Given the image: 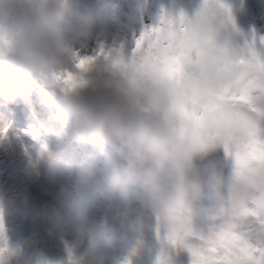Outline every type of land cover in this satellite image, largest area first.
Wrapping results in <instances>:
<instances>
[{
	"label": "clouds",
	"instance_id": "9594fccd",
	"mask_svg": "<svg viewBox=\"0 0 264 264\" xmlns=\"http://www.w3.org/2000/svg\"><path fill=\"white\" fill-rule=\"evenodd\" d=\"M11 7L23 12L22 30L11 38L0 33V98L28 101L37 83L51 85L56 111L48 118V131L106 150L107 163L93 174L98 185L124 196L139 189L144 206L180 240L191 231L194 205L205 187L218 199L227 191L233 225L248 215L246 178L232 183L213 166L200 172L195 165L202 151L224 147L219 129L237 122L224 91V64L238 48L237 34L222 7L210 0L199 13L184 17L187 42L179 70L200 85L201 101L209 109L208 121L195 135L182 120L187 97L165 67L83 51L100 23L95 13L79 10L72 0H15ZM10 15L5 13V22ZM69 73H83L87 83L67 87L63 77ZM232 91L239 88L234 85ZM253 103L264 113V95ZM6 128L0 117V131ZM258 186H264V177ZM70 222L60 209L52 210V231L63 232Z\"/></svg>",
	"mask_w": 264,
	"mask_h": 264
},
{
	"label": "rangeland",
	"instance_id": "374dc122",
	"mask_svg": "<svg viewBox=\"0 0 264 264\" xmlns=\"http://www.w3.org/2000/svg\"><path fill=\"white\" fill-rule=\"evenodd\" d=\"M204 2L72 0L79 10L100 18L83 49L88 54L115 48L129 54L135 39L159 26L162 18L192 16ZM221 2L238 48L264 37V0ZM14 3L0 0V33L10 38L22 30L23 12L12 8ZM6 12L11 13L7 22ZM55 111L52 86L45 83L34 86L28 101L0 98V117L7 125L0 131V264H197V248L203 249L201 264H264L263 223L249 212L233 225L225 195L218 199L205 187L182 241L144 206L139 189L124 196L98 185L93 174L107 163L106 150L67 134H51L47 122ZM225 151H202L196 170L203 172L207 160H223ZM254 197L256 211L264 216V205ZM54 208L70 216L63 232L44 225Z\"/></svg>",
	"mask_w": 264,
	"mask_h": 264
},
{
	"label": "snow or ice",
	"instance_id": "6c2138e0",
	"mask_svg": "<svg viewBox=\"0 0 264 264\" xmlns=\"http://www.w3.org/2000/svg\"><path fill=\"white\" fill-rule=\"evenodd\" d=\"M209 2L205 0L204 5ZM213 3L225 9L221 0H214ZM186 42L185 20L181 15L176 20L162 18L159 26L142 32L135 39L129 54L115 48L91 56L108 59L127 55L150 67H165L178 89L187 97L188 104L182 120L186 130L195 135L199 127L208 121L209 109L201 101L200 85L186 79L179 70L178 57ZM63 80L69 88L87 83L83 73H69ZM234 85L239 88L236 94L232 91ZM224 91L237 117L235 126L219 129L225 138L224 148L235 159L237 175L246 178L251 184L260 185V179L264 177V138L260 136L264 113L259 112L253 100L264 95V37H254L244 47L229 54L224 64ZM217 114L212 113L213 116ZM195 252L197 264H201L202 257L199 254L203 249L197 248ZM203 264L209 262L203 261Z\"/></svg>",
	"mask_w": 264,
	"mask_h": 264
},
{
	"label": "trees",
	"instance_id": "16d2710c",
	"mask_svg": "<svg viewBox=\"0 0 264 264\" xmlns=\"http://www.w3.org/2000/svg\"><path fill=\"white\" fill-rule=\"evenodd\" d=\"M260 136H261V138H264V126L261 127ZM221 156L224 158L223 160H216L213 162L207 160L202 165L201 168L203 169L204 166H207L206 168L213 166L216 168V170L219 173L223 174V176L225 177V179L227 181L232 182V183L238 182L240 177L237 175L236 163H235L234 157L232 155H230L229 152H227V151H225V153L221 154ZM224 195H225V199L227 200V195H228L227 191H225ZM254 195L259 197L260 202L262 203V205H264V188H261L258 185L250 183L249 184V193H248V197H247V204H248L249 212H251L253 214H257L260 217V219L263 221L264 216L261 214H258L259 211H256V209H255L256 206L253 203V201L255 200Z\"/></svg>",
	"mask_w": 264,
	"mask_h": 264
},
{
	"label": "bare ground",
	"instance_id": "6f19581e",
	"mask_svg": "<svg viewBox=\"0 0 264 264\" xmlns=\"http://www.w3.org/2000/svg\"><path fill=\"white\" fill-rule=\"evenodd\" d=\"M50 212H46L45 215L49 214ZM45 226H48V228L50 229V224H49V217L47 218L46 222L44 223ZM40 226H37L36 228H38ZM52 231V230H51Z\"/></svg>",
	"mask_w": 264,
	"mask_h": 264
}]
</instances>
